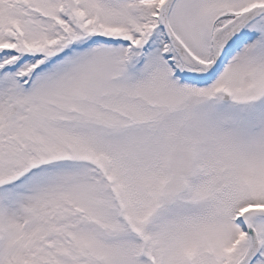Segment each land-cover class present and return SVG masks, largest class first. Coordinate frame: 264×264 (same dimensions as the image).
<instances>
[{"label":"snow or ice","instance_id":"obj_1","mask_svg":"<svg viewBox=\"0 0 264 264\" xmlns=\"http://www.w3.org/2000/svg\"><path fill=\"white\" fill-rule=\"evenodd\" d=\"M0 264H264V0H0Z\"/></svg>","mask_w":264,"mask_h":264}]
</instances>
